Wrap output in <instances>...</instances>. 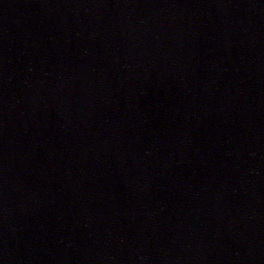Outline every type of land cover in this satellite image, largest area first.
I'll use <instances>...</instances> for the list:
<instances>
[{
    "label": "water",
    "instance_id": "obj_1",
    "mask_svg": "<svg viewBox=\"0 0 264 264\" xmlns=\"http://www.w3.org/2000/svg\"><path fill=\"white\" fill-rule=\"evenodd\" d=\"M0 264H264V0H0Z\"/></svg>",
    "mask_w": 264,
    "mask_h": 264
}]
</instances>
